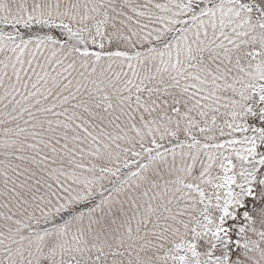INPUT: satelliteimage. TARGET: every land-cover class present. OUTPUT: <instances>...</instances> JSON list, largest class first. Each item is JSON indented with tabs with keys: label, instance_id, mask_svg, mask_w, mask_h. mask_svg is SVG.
Wrapping results in <instances>:
<instances>
[{
	"label": "snow or ice",
	"instance_id": "snow-or-ice-1",
	"mask_svg": "<svg viewBox=\"0 0 264 264\" xmlns=\"http://www.w3.org/2000/svg\"><path fill=\"white\" fill-rule=\"evenodd\" d=\"M0 264H264V0H0Z\"/></svg>",
	"mask_w": 264,
	"mask_h": 264
}]
</instances>
